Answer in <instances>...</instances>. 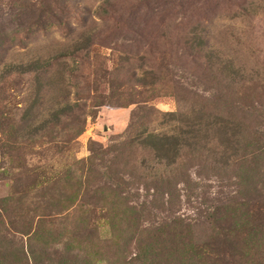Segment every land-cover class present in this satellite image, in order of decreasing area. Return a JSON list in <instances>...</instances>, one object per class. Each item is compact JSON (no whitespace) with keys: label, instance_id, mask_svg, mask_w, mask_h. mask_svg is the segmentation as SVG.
Wrapping results in <instances>:
<instances>
[{"label":"rangeland","instance_id":"1","mask_svg":"<svg viewBox=\"0 0 264 264\" xmlns=\"http://www.w3.org/2000/svg\"><path fill=\"white\" fill-rule=\"evenodd\" d=\"M188 125L173 165L135 141ZM0 264H264V0H0Z\"/></svg>","mask_w":264,"mask_h":264},{"label":"trees","instance_id":"2","mask_svg":"<svg viewBox=\"0 0 264 264\" xmlns=\"http://www.w3.org/2000/svg\"><path fill=\"white\" fill-rule=\"evenodd\" d=\"M92 33L85 31L82 34V37H78V40L72 41L70 44H66L65 47L61 50V53L64 52L63 55H51L50 57H41L34 59L27 63L21 64H5L4 72L5 74H11L14 72H20L22 74L35 73L37 79L40 83H42L43 77L47 76L48 69L57 63L59 66H63L60 71L62 78L64 79V73L67 68H69V64H63L60 62V57L65 56L71 58V60L78 57L81 52H84L89 47V42H91ZM232 64V63H231ZM233 65V64H232ZM21 69V70H20ZM48 85H41L40 88L37 89L35 93L34 100L37 101V106L42 105L46 102L50 103L49 116L50 119L46 121L44 124H49L57 128L60 125L63 118H67L68 120L73 119L72 122H81V117L83 115V109L78 105V103H73L69 100V95L67 94H59L56 95L50 91V89L46 90ZM67 95V96H66ZM48 96L52 99L48 100ZM35 106L29 109V112L33 111ZM80 111H82L80 113ZM178 114L170 113L165 115V123L169 125V123H173L176 121ZM39 116L35 118L38 120ZM42 121V120H38ZM42 124L40 127L36 128L34 132L31 133V138L37 137L41 130L46 129ZM33 124H31V127ZM195 127V129H194ZM197 126L188 125V129L183 132V130H178V126L173 132L167 131L163 133H142L135 138L138 146L143 145L148 148V150L156 155V157L161 161L165 162L169 165H173L174 161H177V158L181 155L183 148L185 146L191 145V140L194 139L195 131L197 130ZM229 127V125H228ZM92 158L86 160L85 162H91ZM71 173V171H70ZM65 197V196H64Z\"/></svg>","mask_w":264,"mask_h":264}]
</instances>
